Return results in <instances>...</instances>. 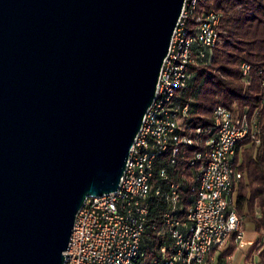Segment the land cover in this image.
<instances>
[{
    "label": "water",
    "instance_id": "95a60500",
    "mask_svg": "<svg viewBox=\"0 0 264 264\" xmlns=\"http://www.w3.org/2000/svg\"><path fill=\"white\" fill-rule=\"evenodd\" d=\"M185 0H0V264H65L119 188Z\"/></svg>",
    "mask_w": 264,
    "mask_h": 264
},
{
    "label": "built area",
    "instance_id": "2783aa9c",
    "mask_svg": "<svg viewBox=\"0 0 264 264\" xmlns=\"http://www.w3.org/2000/svg\"><path fill=\"white\" fill-rule=\"evenodd\" d=\"M201 1L185 0L156 99L135 139L119 188L86 200L76 216L65 264H222L220 255L229 241L245 244L236 210V190L243 176L236 158L242 141L263 143L260 114H235L219 105L210 128H187L183 120L190 107L175 99L177 91L189 85L194 66L210 65L220 42L223 16L215 11L198 13ZM241 69L249 87L253 67L244 62ZM257 75L264 108V68ZM195 143H204L206 149L190 162L193 177L187 179L183 173L179 181L173 180L179 173L180 149ZM166 153L167 161L159 164ZM185 182L192 196L188 205L181 195ZM154 197L165 203L159 223L149 221ZM149 231L162 242L153 244Z\"/></svg>",
    "mask_w": 264,
    "mask_h": 264
},
{
    "label": "trees",
    "instance_id": "16d2710c",
    "mask_svg": "<svg viewBox=\"0 0 264 264\" xmlns=\"http://www.w3.org/2000/svg\"><path fill=\"white\" fill-rule=\"evenodd\" d=\"M203 11L222 14L220 42L214 49L210 65L194 66L189 85L176 93V101L190 107L183 124L187 128H210L215 108L222 105L235 114L248 112L252 116L258 112L264 132L262 88L257 75V70L264 68V0H202L198 13ZM244 62L253 67V80L249 87L245 86L243 80L241 65ZM206 137L207 135L204 136ZM262 139L263 143L260 145L250 138L242 141L236 158L237 168L243 173L238 184L236 210L254 224L258 234L264 230V136ZM205 149L204 143L182 147L176 159L179 173H175L172 179L179 181L183 173L187 179H191L195 170L190 162L196 153ZM167 158L166 153L159 164H165ZM181 195L188 205L192 196L187 182ZM164 208L165 203L161 199H152L150 223L160 222ZM147 238H153V244L162 242L151 231L147 233ZM236 247V243L232 241V246L222 251V264H228L226 258L233 254ZM254 247L255 245L251 249ZM147 248L150 249V246ZM258 257V264H264V245L259 249Z\"/></svg>",
    "mask_w": 264,
    "mask_h": 264
},
{
    "label": "rangeland",
    "instance_id": "374dc122",
    "mask_svg": "<svg viewBox=\"0 0 264 264\" xmlns=\"http://www.w3.org/2000/svg\"><path fill=\"white\" fill-rule=\"evenodd\" d=\"M246 86V85H245ZM239 191V187H237L236 190V197ZM239 216L242 218V228L245 233V238L246 239H251L249 245H246V240L245 244L243 245H237L235 248L231 260L229 261L230 264H258L259 257H258V251L259 249L264 245V230L262 233L258 234L255 231L254 224L242 213H239ZM256 233V234H255ZM255 247L251 249L252 246ZM232 246V242L229 241L224 249H228Z\"/></svg>",
    "mask_w": 264,
    "mask_h": 264
},
{
    "label": "crops",
    "instance_id": "0c3cea01",
    "mask_svg": "<svg viewBox=\"0 0 264 264\" xmlns=\"http://www.w3.org/2000/svg\"><path fill=\"white\" fill-rule=\"evenodd\" d=\"M255 234H256V233H255ZM252 238H253V237H252ZM252 238H251V239H252ZM251 239H246V238H245V240H246V245H249L250 241H252Z\"/></svg>",
    "mask_w": 264,
    "mask_h": 264
}]
</instances>
